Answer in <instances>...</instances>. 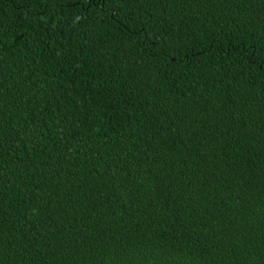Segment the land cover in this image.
I'll return each instance as SVG.
<instances>
[{
  "label": "trees",
  "instance_id": "16d2710c",
  "mask_svg": "<svg viewBox=\"0 0 264 264\" xmlns=\"http://www.w3.org/2000/svg\"><path fill=\"white\" fill-rule=\"evenodd\" d=\"M0 264H264V0H0Z\"/></svg>",
  "mask_w": 264,
  "mask_h": 264
}]
</instances>
